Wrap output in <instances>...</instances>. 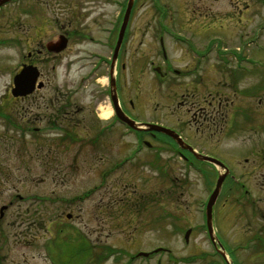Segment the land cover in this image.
<instances>
[{"label":"flooded vegetation","instance_id":"af4514ba","mask_svg":"<svg viewBox=\"0 0 264 264\" xmlns=\"http://www.w3.org/2000/svg\"><path fill=\"white\" fill-rule=\"evenodd\" d=\"M129 1L9 0L0 6V15L7 6L16 8L11 13L10 44L21 60L7 88L10 107L0 108L4 128L0 137L28 135L27 146L36 150L45 169L59 170L62 181H56L64 183L80 177L82 170L93 171V145L99 139L109 138L106 145L112 148L116 140L110 141V135H133V147L113 156L107 169L109 176L125 164L138 167L144 162L154 170L149 194H140L137 182L116 185L115 181L114 186L120 187L112 194L121 191L120 203L132 200L136 208L150 195L155 203L162 201L164 174L170 182L169 193L178 189L175 173L162 172L164 152L171 161L181 160L206 183L205 206L220 170L228 171L213 214L222 197L219 210L225 221L230 218L229 200L237 204L238 211L249 209L254 219L262 216L244 228L248 240L237 246L250 247L254 255L264 257V213L256 210L252 198L257 186L261 192L258 204L264 203V137L254 139L248 148L222 147L226 134L241 137L242 131H264V94H260L264 71L256 67L264 59L257 60L254 50L241 48L243 42L254 41L253 26L243 28L264 7V0H134L131 15L142 5L151 16L140 17L133 31L131 15L123 26ZM24 67L29 90L16 96L12 90ZM254 74L260 81L247 86L243 76ZM147 82L148 89L144 88ZM167 82L177 95L189 98L187 102L176 100L177 105L187 106L186 122L170 120L172 112L167 119L163 115L156 93ZM145 92L154 96L147 100ZM245 95L253 102L242 100ZM81 96L88 97L87 102ZM171 98L168 111L175 102ZM104 106L111 112L108 117L99 114ZM126 117L138 128L127 123ZM162 126L177 132L190 146L181 145ZM191 133L199 139L193 141ZM204 155L212 158L204 159ZM87 191L93 196V185L77 197L83 198ZM241 198H251L254 203H238Z\"/></svg>","mask_w":264,"mask_h":264},{"label":"rangeland","instance_id":"374dc122","mask_svg":"<svg viewBox=\"0 0 264 264\" xmlns=\"http://www.w3.org/2000/svg\"><path fill=\"white\" fill-rule=\"evenodd\" d=\"M150 1L140 0L141 3ZM146 9L140 5L132 15L130 13L134 19L131 31L134 27L137 28L136 21L140 17L151 16V11ZM15 10V7L7 6L1 10L0 15V108L6 107L7 110L11 96L7 88L13 69L21 61L19 54L10 44L13 17L11 13ZM255 12L252 21L243 30H250L253 26L256 36L249 44L243 42L241 48L254 50L259 56L258 60L261 57L264 59V7H259ZM5 38L8 40H2ZM256 67L264 71L262 61L256 63ZM243 77L247 86L254 81H260L257 74ZM149 86L147 82L144 88L148 89ZM160 89L161 92L157 90L156 94L159 96L163 115L166 113L165 118L170 116L167 113L172 112L170 120L186 122L189 118L184 111L187 106L182 102L177 105L176 100L187 102L189 98L177 95L176 91L171 89L170 82L162 83ZM170 94L174 95L172 98H175V107L170 106L168 111V105L171 104ZM260 94L263 95L264 90ZM86 96H81L85 102L88 98ZM152 96L153 92H145L147 100ZM245 98L251 96L245 95L242 100L253 102ZM106 108L107 106L102 107L99 114L101 112L103 115ZM19 113H23L22 110ZM2 126L0 122V131H4ZM241 135L239 137L226 134L222 140L224 150L248 148L254 139L264 137V131H242ZM109 137L110 141L116 140L112 148L106 145L109 142L107 137H102L98 145H93V171L82 170L80 177L66 180L64 183L58 182L62 181L58 175L59 170L45 169L37 158L36 150L30 145L27 146L28 135L0 137V264H60V261L62 264H84L83 258H72L76 249H82L84 238L91 245V256L86 259L85 264H157L158 261H161V264H225L224 261H233V264H264V257L254 255L252 248L237 246V243L248 240V235L243 233L244 228L250 226V222L261 220L262 216L254 219L249 209L238 211L237 204L229 200L227 211L230 218L225 221L222 218L223 213L219 210L222 200L224 201L221 197L213 214V225L215 235L224 245L218 243L214 246L207 225H203V222H206L204 209L209 195L208 187L199 179L197 172L185 168L179 159L171 161L168 153L162 154L165 167L162 172L175 173L178 181L176 192L169 193L170 182L165 180L164 174L161 181V202L155 203L150 195V202L145 199L138 208L132 200L120 203L121 191L118 194L116 190L112 194L115 187H120L114 186L115 181L116 185L121 182H137L139 193L149 194V188L152 189L154 183V170L144 162L138 167L130 166L129 163L109 174L102 182L101 176L108 170L113 156L119 155L121 151L128 152L134 143L133 135ZM190 137L193 141L199 139L192 133ZM140 155L143 156L142 153ZM166 164L169 166L166 167ZM238 168L236 170L241 172V168ZM242 171L245 172L244 169ZM246 175L245 179L250 183V176ZM92 185L93 196L89 194L81 199L77 197ZM253 189L257 194L252 197L255 203L251 198H241V201L237 202L242 203L245 200L249 205L254 203L256 210L264 213V203L258 204V194L261 195V192L257 186ZM2 206L4 208L1 215ZM66 213H72V216L67 218ZM188 228H191V231L187 240L185 234ZM156 248L160 249L150 257L138 255L139 251H153ZM54 251L63 252L64 256L57 257L60 261L52 257L51 253ZM93 251L94 255L96 252L95 256ZM221 252H226L225 259ZM134 255L136 256L132 259L131 256ZM68 257L71 259L65 262Z\"/></svg>","mask_w":264,"mask_h":264},{"label":"water","instance_id":"95a60500","mask_svg":"<svg viewBox=\"0 0 264 264\" xmlns=\"http://www.w3.org/2000/svg\"><path fill=\"white\" fill-rule=\"evenodd\" d=\"M6 1L8 0H0V5L5 3ZM133 1L134 0H130L129 1V6L126 10V14H125V20H124V24L123 26L127 23L126 20H128L129 16H130V10L132 8V4H133ZM36 76V75H35ZM17 79V87L14 88L12 91H13V94L14 95H20V94H26L28 92V79H27V69L24 67L21 72L19 73V75L16 77ZM126 119V122H128L131 126L133 127H137V123L130 119V118H125ZM162 130H164L165 132L171 134L172 136H174L175 138L178 139V142H180L184 147L187 146V144L185 142H183V139L179 136V134L177 132H174V130L172 131V129L170 128H167V127H160ZM221 163V162H220ZM226 176V173H222L220 174L218 180H217V184H216V187L214 189V191L212 192L210 198H209V201L208 202V205H207V222H208V227H209V233L212 237V239L215 241L216 239V236L214 235V227H213V205L215 204L216 200H217V197L219 195V192L221 190V186H222V183ZM190 229L188 230V232L186 233V238L188 239L189 238V234L190 233ZM223 253V252H221ZM145 254L148 255V253L146 252ZM225 255V253H223Z\"/></svg>","mask_w":264,"mask_h":264},{"label":"trees","instance_id":"16d2710c","mask_svg":"<svg viewBox=\"0 0 264 264\" xmlns=\"http://www.w3.org/2000/svg\"><path fill=\"white\" fill-rule=\"evenodd\" d=\"M94 248V247H93ZM61 250V249H60ZM77 251H74L73 253H72V258H73V260L75 259V258H77V257H80V259L79 260H81L82 258V260L84 261V264H85V262H86V259H90V253H91V245L89 244V242H87V240L84 238L83 239V245H82V249H76ZM110 252H111V250H110ZM66 255V254H65ZM81 255H84V257L83 256H81ZM95 255H96V252H95ZM94 255V251H93V256H95ZM60 256H64V254H63V252L62 251H58L57 252V257H60ZM71 259V257H68V258H66V261L65 262H68V260H70ZM61 259H58L57 258V261H60ZM60 264H62V261H60ZM67 264V263H66Z\"/></svg>","mask_w":264,"mask_h":264},{"label":"bare ground","instance_id":"6f19581e","mask_svg":"<svg viewBox=\"0 0 264 264\" xmlns=\"http://www.w3.org/2000/svg\"><path fill=\"white\" fill-rule=\"evenodd\" d=\"M110 113H111V112H110L109 109H105V110H104V113H103V116H104V117H108V116L110 115ZM101 115H102V114H101Z\"/></svg>","mask_w":264,"mask_h":264}]
</instances>
